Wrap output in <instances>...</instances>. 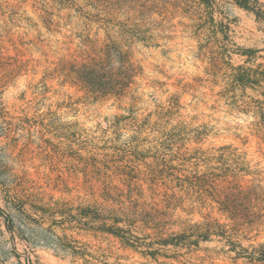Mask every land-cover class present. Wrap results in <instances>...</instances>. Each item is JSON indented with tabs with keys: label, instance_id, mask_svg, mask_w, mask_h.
<instances>
[{
	"label": "rangeland",
	"instance_id": "1",
	"mask_svg": "<svg viewBox=\"0 0 264 264\" xmlns=\"http://www.w3.org/2000/svg\"><path fill=\"white\" fill-rule=\"evenodd\" d=\"M117 2L100 21L85 0H0V264H264L221 237L163 243L228 223L175 188L171 166L245 162L240 180L264 192V19L236 0ZM139 26L154 39L130 43ZM109 33L139 74L103 101L60 68L99 58ZM240 66L260 83L236 82ZM241 241L264 244V224Z\"/></svg>",
	"mask_w": 264,
	"mask_h": 264
},
{
	"label": "trees",
	"instance_id": "2",
	"mask_svg": "<svg viewBox=\"0 0 264 264\" xmlns=\"http://www.w3.org/2000/svg\"><path fill=\"white\" fill-rule=\"evenodd\" d=\"M85 1L88 6L97 11V15L90 12H87L86 15L100 21L105 20L103 16L107 15L104 4L111 6L118 4V0ZM202 1L207 3V0ZM236 1L243 8L255 12L259 18L264 19V13L259 8V0ZM106 21L111 22L108 19ZM125 34L130 43L133 40L146 42L149 39H154L146 36L140 26L135 29H126ZM113 35L109 33L110 42L102 50L99 58L85 63H65L60 68L64 71L63 75L66 80H73L74 84L80 86L96 100L105 101L126 97L131 92L139 74L132 53L125 48L130 46L115 40ZM232 68L237 71L234 76L240 85L250 86L260 83V79L256 78L252 69L241 66ZM199 158L203 162L207 160L205 157ZM184 161H188V159H184ZM212 163V159L208 158V164H210L208 172L197 169L189 174L185 169L171 166L169 168L172 171L170 176L177 182L175 188L185 193L193 203L211 209V214L220 213L228 223H223L222 219L211 216L206 223L191 226L189 231L173 235L163 240V243L175 246H199L202 241H209L213 236H216L225 240V246L229 247L228 252L236 253L239 258H247L252 262H264V244L245 246L241 241V238L247 239L250 232L254 231L257 226L264 224L263 188L256 185L246 186L242 183L239 176L253 173L245 162H237V164L240 163L237 167L230 164L217 166ZM219 163L221 162L219 161ZM157 173H159L157 169L151 170V175H153L151 179L154 183L159 181ZM170 189L172 190V188ZM171 198H178V196L174 193ZM109 231L120 236L123 229L110 226Z\"/></svg>",
	"mask_w": 264,
	"mask_h": 264
}]
</instances>
